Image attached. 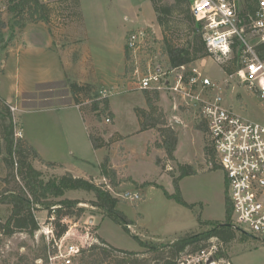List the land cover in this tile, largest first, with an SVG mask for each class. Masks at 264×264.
<instances>
[{"label": "rangeland", "instance_id": "obj_1", "mask_svg": "<svg viewBox=\"0 0 264 264\" xmlns=\"http://www.w3.org/2000/svg\"><path fill=\"white\" fill-rule=\"evenodd\" d=\"M44 1L52 11L51 23L28 22L24 29L19 30L11 27L8 0H0V15L8 25L6 38L9 39L11 34L14 37L8 46L0 47V74L4 72L3 69H8L7 62L11 57V68L19 67L16 78L20 86L45 80L56 81L40 85L34 93H24L20 98H16L20 89L16 84L12 100H6L15 136L25 138L22 130L28 136H38L42 134L40 128L50 127L53 141L63 155L56 156V161L47 160L59 166L56 170H50L38 161L33 162V166L42 171L46 181L58 180L70 172L74 177L93 181L96 185L105 184L107 180L102 177L100 167L106 156L111 158L112 166L126 180L118 188H109L112 197L119 199L115 209L124 213L130 222L127 226L129 230L107 217L106 211L93 205L96 200L93 192L69 190L62 197L52 198L55 203L65 199L79 201L78 207L86 209L81 218L63 219L69 226L72 241L81 245L79 239L89 232L94 238L92 245L100 244L97 232L116 248L142 252L145 251L140 242L142 240L152 246H163L174 243L186 234L208 233L211 227L202 228L199 219L223 224L227 198L225 173L220 167L212 168L214 163L207 160L204 153L207 135L196 127L202 122L199 113L181 108V104L177 103L178 114L181 112L183 121L182 125L173 126L180 139L175 153L178 161H169L165 152L164 157H158L157 152H153L155 149L151 151L152 154L146 151L149 139L152 138L154 142L159 134L154 130L140 132L136 110L148 109L147 99L145 92L138 90L139 75H136V70L126 74L124 50L131 32L151 29L146 49L136 54V58L132 56L136 69L140 68L144 73L151 65L153 70L161 67L168 73L172 71L168 57L160 50L163 33L157 24L151 0H78V8L76 0ZM78 13L80 18L77 21ZM172 19L180 23L183 16L175 15ZM183 32L178 33L179 39H184ZM252 40L249 39L252 44L255 43ZM233 56L234 53L229 60L226 59L227 63ZM222 66L215 57L207 58L203 71L219 84L225 104L249 120L263 121L264 107L261 100L242 86L235 73L226 74ZM68 79L108 88L104 90L111 91V96L107 97L115 115V123L107 122L109 118L106 115L98 120L97 113L91 110L92 102L84 97L80 107L84 111L87 127L79 120L80 127L76 131L70 128L64 130L61 126L63 119L65 121L70 113L74 121V111L37 113L38 110H34L22 117V111L39 109L46 104L64 102L77 106L71 103L73 98L66 85ZM159 94L157 114L169 120V114L177 101L170 91H159ZM45 98H49V101L45 102ZM10 107H15L16 111L13 112ZM52 124L59 125L57 130H52ZM89 132L102 138L106 147L94 150L89 146ZM62 138H69L72 146L67 145L68 142L60 143ZM0 149L1 199L7 170L3 154L5 148L1 145ZM190 162L195 165L197 174L184 177L179 187L182 197L195 207L194 210L169 198V195L176 193L169 172L178 170L180 164ZM176 176H179L178 172ZM126 194H139L141 200H127L124 198ZM60 206L57 204L53 208ZM9 207L0 203V227L7 219ZM49 213L45 208L35 211L40 230L33 236L23 232L6 236L0 230V264H45L39 259L44 254V247L48 253L53 251V245L47 237ZM224 249L225 255L234 264H264L263 241L246 239L237 233L236 240Z\"/></svg>", "mask_w": 264, "mask_h": 264}, {"label": "trees", "instance_id": "obj_2", "mask_svg": "<svg viewBox=\"0 0 264 264\" xmlns=\"http://www.w3.org/2000/svg\"><path fill=\"white\" fill-rule=\"evenodd\" d=\"M76 1L78 8V0ZM151 2L156 14L157 24L163 33L160 50L168 57L170 68L175 69L184 65H190L213 56L205 40L204 23L198 20L192 11V0H151ZM257 9L258 3L256 0H244L241 14L243 16L254 14ZM7 12L12 16L11 27L13 29L22 30L28 22L51 23L50 16L52 11L44 0H8ZM175 15L183 16L180 23L173 21L172 17ZM79 18L80 15L78 13L77 21ZM7 28V23L0 15V47L8 46L14 39L13 34H11L9 39L6 38ZM182 30L184 31V39H179L178 33ZM147 32L151 35L152 31L148 29ZM152 37L154 36L152 35ZM178 40L183 41L179 42ZM255 50L260 58H264V44L256 46ZM241 52L242 48L239 46V43H236L233 48V59L222 66L226 74L232 75L236 73L239 68L237 61ZM132 56L133 51L127 43L125 45L126 74L129 72L133 73L136 70ZM66 82L73 102L79 107L80 111L82 97H84L92 102L91 110L97 113L98 120H101V117L106 115L114 122L115 115L111 111L110 99L109 97L101 96L100 88L70 79ZM144 92L146 94L148 109L136 110L140 121V132L154 130L159 134L157 140L148 143L147 153H151L153 149H161L166 153V158L169 161L175 162L179 135L170 120L165 119L163 115L157 114L156 103L160 98L159 91L144 90ZM0 100L2 101H0V146L2 145L5 148L3 154L7 170V177L4 179L5 189L2 191L0 203L10 206L5 223H1L0 230L2 235L13 236L18 232H23L33 236L40 230V224L36 218L35 211L45 208L50 211L49 224H52L56 238H61L69 229V226L63 222V219L66 217L81 218L86 209L78 207L79 201L65 199L59 201V203H55L52 201V198L62 197L69 190L80 189L93 192L96 196L93 205L106 211L107 217L122 225L124 229L129 230L127 227L130 225L129 220L124 213L115 209V204L119 202V199L113 198L110 193L109 187L118 188L126 181L122 179L117 169L112 166L111 158L106 156L100 167L102 177L107 180L105 184L96 185L93 181L76 178L70 172L63 174L58 180L46 181L43 178L42 171L35 168L33 162L38 161L50 170H56L59 166L45 161L25 138H16L7 102L2 98ZM58 105L60 106V103H55L53 106L57 107ZM199 123L196 126L197 129L207 135L204 153L208 158V162L214 163L212 168H217V153L210 138H208V125L204 122ZM89 138L94 150L106 147V142L102 138L93 134H90ZM0 154H2L1 149ZM157 161L158 163L160 162L159 159ZM177 172L179 176H176ZM195 174H197L195 165L188 163L180 164L178 170H171L169 172L176 190V193L169 195V198L191 210H194L195 207L184 200L179 184L184 177ZM57 204L61 206L53 208ZM231 216L232 207L228 198H226V219L223 224L199 219L202 228L209 229L211 227L208 233L186 234L180 236L174 243L163 246H152L150 243L142 240L140 242L145 249L142 252L116 248L108 244L104 238L95 232L100 244H94L83 249L75 262H78V264H173L174 259L180 253L186 251L198 252L207 247L211 238H218L224 246L236 240L237 233L241 232L233 228ZM52 217L54 218L53 220H51ZM241 235L246 239L257 240L251 234L241 233ZM39 259L47 264L48 251L46 250V246L44 247V254Z\"/></svg>", "mask_w": 264, "mask_h": 264}, {"label": "built area", "instance_id": "obj_3", "mask_svg": "<svg viewBox=\"0 0 264 264\" xmlns=\"http://www.w3.org/2000/svg\"><path fill=\"white\" fill-rule=\"evenodd\" d=\"M256 2L257 11L244 16L241 14L244 0H195L192 11L203 21L207 47L220 63H227L234 45L239 43L242 52L235 74L264 107V58L255 50L256 46L264 44V0ZM149 39L150 34L145 29L129 34L127 43L133 57L146 49ZM171 70L170 73L161 67L153 70L149 65L143 73L137 68L138 90L170 91L177 101V109L180 103L181 108L199 113L202 122L208 125L209 138L217 153L216 164L225 173L233 228L264 241V120H249L227 106L219 84L203 69L190 64ZM100 94L107 97L110 92L103 89ZM10 108L16 111L15 107ZM124 198L133 202L141 200L139 194H126ZM47 237L53 245L47 264H75L82 250L90 247L94 240L88 232L79 239L81 245L75 244L70 230L56 238L52 224ZM225 247L218 238H211L207 247L198 252L180 253L173 264H234L225 255Z\"/></svg>", "mask_w": 264, "mask_h": 264}, {"label": "crops", "instance_id": "obj_4", "mask_svg": "<svg viewBox=\"0 0 264 264\" xmlns=\"http://www.w3.org/2000/svg\"><path fill=\"white\" fill-rule=\"evenodd\" d=\"M49 51H51L52 53H57L54 50H49ZM124 53H125V50H124ZM16 56H18V55H16ZM11 60H12V58L10 57L9 61L7 62L8 69H3L4 72L2 74H0V96H1V98L5 99L7 101H11L12 100V98H11L12 96L11 95L13 94V89L16 87V84H18V87L20 88L19 89V93H18L19 96L16 97V98H20V97H22V95L24 93H34L38 89V87L40 85L56 82V81H51V80H45V81H42V82H36V83L28 85V86L25 85L26 88H24L25 86H23V87L20 86V84L18 83V80L16 78L18 73H19V67L15 68V66H13V68H11V63H10ZM205 60L206 59L199 60V61H197V62H195V63H193L191 65L197 66V67L203 69V67H205ZM17 64H18V62H17ZM17 64H16V66H17ZM94 86H96V87H98L100 89L109 90L108 88L103 87V86L98 85V84H94ZM110 96H111V91H110ZM47 101H49V98H45V102H47ZM25 102H28V101H25ZM59 103H60V106L58 105L57 107L53 106L55 103H52V104H46V105H44V107L39 108V109L35 108V109H31V110L29 109V110L22 111L23 112L22 113V117L26 113L34 112V110H38L37 113L62 112L64 110H70V111H74L75 112L74 113L75 114L74 115V121L72 122L71 117H70L71 113H70L65 121L63 119V123L61 124V126L64 128V130H67V128H70V129H74L76 131L77 128L80 127L79 120H82L83 123H84V126L87 127V122L84 119L83 114L80 111L78 106H75V105H72V104L69 105V104H66L64 102L63 103L59 102ZM71 103H73V101H71ZM172 113H174V116H176L180 120H182V117H181L182 115H181V113H180V115L178 114V109L175 107V104H174L173 110L169 114L170 122H171V114ZM21 120H22V118H21ZM113 123H115V120H114ZM182 124H183V121H182ZM175 125L176 126H180V124H172V126H175ZM51 127H52V130H54V129L57 130L59 125L58 124H52ZM49 129H50V127H47V129L40 128L39 131H40V133L42 132V134H38V136H37V134L35 136H30V135L28 136V135H26V132H23V130H22V134L26 138V140L40 153V155L42 156V158L45 161H47V160L48 161H56L58 159L56 156H59V155L61 156L63 154L61 153V150H59V148L57 147L55 141H53L52 134L50 133ZM87 131H88V129H87ZM145 132H151V131H145ZM88 134L90 135V132ZM89 135H88V140H89L88 144H89V146H91L93 148V145H92V142H91V140L89 138ZM151 140H152V138L149 139V142ZM66 142H68L67 145H71L72 146V142L70 141L69 138H62L60 143L66 144ZM179 144H180V139H179L178 146H179ZM146 151H147V149H146ZM153 152H157L158 157H164L165 156L164 151H162V150L160 151V149H158V150L155 149V150H153ZM175 158L178 161V159L176 157V154H175ZM188 164H192V163L190 162Z\"/></svg>", "mask_w": 264, "mask_h": 264}, {"label": "water", "instance_id": "obj_5", "mask_svg": "<svg viewBox=\"0 0 264 264\" xmlns=\"http://www.w3.org/2000/svg\"><path fill=\"white\" fill-rule=\"evenodd\" d=\"M171 124H180L181 125L182 120H180L178 117L174 116V113H172L171 114ZM90 222H93V220H91ZM209 262H212V259H210Z\"/></svg>", "mask_w": 264, "mask_h": 264}]
</instances>
